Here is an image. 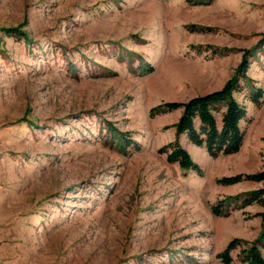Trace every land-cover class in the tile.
Returning <instances> with one entry per match:
<instances>
[{"label":"rangeland","instance_id":"obj_1","mask_svg":"<svg viewBox=\"0 0 264 264\" xmlns=\"http://www.w3.org/2000/svg\"><path fill=\"white\" fill-rule=\"evenodd\" d=\"M245 52L262 98L234 94L238 153L212 159L176 136L180 110L150 114L220 90ZM175 140L201 175L159 153ZM263 170L264 0H0V264H222L262 209L211 207L262 183L218 180Z\"/></svg>","mask_w":264,"mask_h":264},{"label":"trees","instance_id":"obj_2","mask_svg":"<svg viewBox=\"0 0 264 264\" xmlns=\"http://www.w3.org/2000/svg\"><path fill=\"white\" fill-rule=\"evenodd\" d=\"M212 2L213 0H209ZM201 30V29H200ZM9 36H15V29L5 30ZM251 52H245L241 63L238 65L233 76L224 86L212 93L197 96L184 103H164L150 111V114H166L177 110L181 114L177 122L172 125L177 137L185 136L188 143L204 149L208 157L216 159L220 156H230L239 152L243 143V133L239 123L246 117V109L234 99V94L240 93L250 85L252 93L249 96L250 102L259 106L262 98V91L254 88V83L246 76L248 59ZM247 83L243 85L244 83ZM220 114L221 126L217 127L215 115ZM160 154L166 156L169 164H177L182 170L193 171L201 175V170L190 158L189 154L173 141L159 150ZM243 181L262 183V187L249 192L243 198L227 197L218 201L211 207V213L215 217H229L234 210H244L247 207L256 205L262 212L255 214L260 219L261 232L252 242H241L238 239L231 240L225 249L216 255L222 264H231V253L240 249V264H264L261 250H264V170L251 175H236L233 177L218 180L219 185L231 186Z\"/></svg>","mask_w":264,"mask_h":264},{"label":"crops","instance_id":"obj_3","mask_svg":"<svg viewBox=\"0 0 264 264\" xmlns=\"http://www.w3.org/2000/svg\"><path fill=\"white\" fill-rule=\"evenodd\" d=\"M259 208V207H258ZM260 209V208H259Z\"/></svg>","mask_w":264,"mask_h":264}]
</instances>
